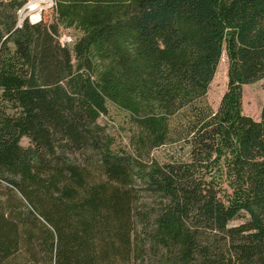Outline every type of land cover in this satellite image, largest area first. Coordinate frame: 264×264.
<instances>
[{
	"label": "trees",
	"instance_id": "trees-1",
	"mask_svg": "<svg viewBox=\"0 0 264 264\" xmlns=\"http://www.w3.org/2000/svg\"><path fill=\"white\" fill-rule=\"evenodd\" d=\"M27 1L0 0V264H264V0Z\"/></svg>",
	"mask_w": 264,
	"mask_h": 264
},
{
	"label": "rangeland",
	"instance_id": "rangeland-1",
	"mask_svg": "<svg viewBox=\"0 0 264 264\" xmlns=\"http://www.w3.org/2000/svg\"><path fill=\"white\" fill-rule=\"evenodd\" d=\"M49 1L40 2L39 0H29L19 11V24L24 19L30 17L31 19L41 14L46 20L53 17L51 8L48 7ZM46 11V12H45ZM59 38L62 40L74 39L75 32L71 28H60ZM61 42V41H60ZM228 85V62L223 56L217 71L211 81L208 89V100L214 108H217L220 100L227 90ZM264 103V79L258 80L243 86V109L244 112L255 119H259L261 115L262 106ZM101 122L105 123L109 130L115 135L117 141L128 148L129 142V119L128 114L115 107L109 106V115L102 116ZM22 144L28 146L29 139L24 137Z\"/></svg>",
	"mask_w": 264,
	"mask_h": 264
},
{
	"label": "built area",
	"instance_id": "built-area-1",
	"mask_svg": "<svg viewBox=\"0 0 264 264\" xmlns=\"http://www.w3.org/2000/svg\"><path fill=\"white\" fill-rule=\"evenodd\" d=\"M40 2H43V1H49L50 4H48V7L51 8V11L53 10L54 8V5H55V0H39ZM29 2V1H27ZM26 2V3H27ZM25 6V5H24ZM46 12V11H45ZM32 23H38L40 22L43 17L41 16V14H38L37 17H34V18H30V17H27ZM76 37H74V39H67V40H62L61 38H59V40L61 41V44L63 45H69L71 46L73 44V42L75 41Z\"/></svg>",
	"mask_w": 264,
	"mask_h": 264
},
{
	"label": "bare ground",
	"instance_id": "bare-ground-1",
	"mask_svg": "<svg viewBox=\"0 0 264 264\" xmlns=\"http://www.w3.org/2000/svg\"><path fill=\"white\" fill-rule=\"evenodd\" d=\"M29 1V0H28Z\"/></svg>",
	"mask_w": 264,
	"mask_h": 264
}]
</instances>
